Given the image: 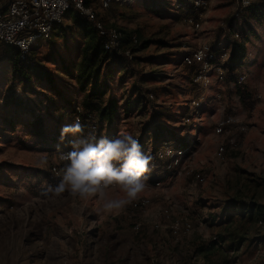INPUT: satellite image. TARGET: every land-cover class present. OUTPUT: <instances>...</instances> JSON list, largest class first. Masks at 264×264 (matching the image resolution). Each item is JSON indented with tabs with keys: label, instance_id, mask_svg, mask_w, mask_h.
I'll list each match as a JSON object with an SVG mask.
<instances>
[{
	"label": "rangeland",
	"instance_id": "rangeland-1",
	"mask_svg": "<svg viewBox=\"0 0 264 264\" xmlns=\"http://www.w3.org/2000/svg\"><path fill=\"white\" fill-rule=\"evenodd\" d=\"M177 5L176 0H122L109 9L95 7L107 27L121 28L124 39H138L124 42L133 57L107 80L120 110L112 125L103 124L104 136L113 139L126 132L139 137L146 129L164 127L169 143L189 142L178 171L148 173L146 190L118 214L99 211L97 199L82 201L67 193L50 199L44 191L60 142H53L52 149L37 145L18 125L0 138V264H264V215L257 223L225 216L234 204L264 205V22H256L240 0H213L197 30L185 22L189 14ZM73 19L68 11L52 37L34 45L30 59L55 73L74 107L82 93L60 72L61 59H77L84 40ZM245 19L256 31L246 42L247 76L241 84L251 97L243 100L235 82L214 78L208 87L194 83L195 68L183 64V55L204 44L229 45L230 36H241ZM14 51L13 45L4 44L0 53V108ZM16 94L45 100L23 95L19 86ZM128 98L134 103L125 111ZM63 106L61 120L52 111L50 135L75 121L68 104ZM227 113L237 115L246 131L235 148L219 157L226 134L215 135L214 126ZM144 148L151 150L152 139ZM44 156L47 167H36ZM54 181L52 186L58 183ZM117 194L123 195L109 190L110 196ZM143 198L148 205L136 207ZM176 221H189L192 229L174 235Z\"/></svg>",
	"mask_w": 264,
	"mask_h": 264
},
{
	"label": "trees",
	"instance_id": "trees-1",
	"mask_svg": "<svg viewBox=\"0 0 264 264\" xmlns=\"http://www.w3.org/2000/svg\"><path fill=\"white\" fill-rule=\"evenodd\" d=\"M176 1L178 9L181 11L186 14L194 12L192 0ZM246 9L256 22L260 24L264 22V0H256ZM69 12L71 17L74 15V24L78 27L76 33H81L84 40L77 59L70 61L61 59L60 72L65 73L74 81L82 93V101L74 107L72 106L73 101L63 96V90L57 82L55 73L41 62L30 59L33 49L26 54L24 59L21 58L16 49L10 59L12 71L8 78V92L1 99L3 107L0 108V138H6L5 132L9 130L14 132L18 125H23L26 128L25 136L34 140L35 144L52 149L53 142H60L61 151L71 150L72 138L69 135L61 140V132L50 135L47 130L48 121L55 117L52 111H57L56 119L58 120H61L65 115L63 104H68V109L70 112L73 111L74 115L77 113L76 107L78 105L81 107V112L78 115L81 123L85 125V135L92 134L97 139L102 136L105 137L102 129L103 124L108 126L113 124L120 110V104L119 99L109 92L107 80L112 76L115 69L123 68L125 63H128V58L105 50L103 39L99 37L92 24L75 10L70 9ZM250 34L256 35V31L245 19L241 36L237 38L230 36L228 45L230 56L226 64L225 80L237 83L238 92L243 100L251 97L245 86L241 85V78L245 74L243 65L247 54L246 42L249 41ZM125 41H129L131 44V39L125 38ZM146 44L147 42H144V46ZM18 86L23 95L44 96L45 100L36 102L29 96L27 100H24L21 95L16 94ZM57 98H61L63 101L59 102ZM133 103L128 98L124 104L125 111H129ZM94 124L96 127L92 128ZM163 128L155 126L151 130L146 129L138 137L143 150L145 149L144 146L148 144V140L152 139V148L146 153L157 157V152L163 143L169 141ZM188 143L180 142L179 145L189 147ZM24 145H27L26 141H24ZM154 164L155 167L149 173L154 172L155 174L160 169L163 172H168L165 160L156 158ZM47 182L52 185L56 181L48 176ZM231 210H234L233 213ZM237 215L241 219L248 217L249 221L257 223L259 218L264 215V205L248 206L238 203L230 206L227 214H225L229 220L236 219ZM220 238L226 241L225 236L221 235Z\"/></svg>",
	"mask_w": 264,
	"mask_h": 264
},
{
	"label": "built area",
	"instance_id": "built-area-1",
	"mask_svg": "<svg viewBox=\"0 0 264 264\" xmlns=\"http://www.w3.org/2000/svg\"><path fill=\"white\" fill-rule=\"evenodd\" d=\"M122 0H0V53L4 44L13 45L20 53L22 59L34 48L35 44L48 40L52 37L55 28L62 24L66 13L73 9L86 20H88L99 37L103 39L105 50L114 54L122 55L128 59L133 57V50L124 46V33L121 28L116 26L107 27L99 18L95 4L102 9H109L114 3ZM213 0H192L194 12L187 15L184 19L194 29H201L203 26V14ZM256 0H240L243 8L249 7ZM235 36H238L235 33ZM138 42L134 35L131 43ZM230 56L228 44L219 43L215 46L204 44L187 52L182 57L183 64L195 68L194 82L202 87H208L215 78L218 81H224L227 71V61ZM246 75L241 78V82ZM196 103V102H195ZM77 113L75 119L79 118L78 113L81 107H76ZM80 120V118H79ZM96 124L92 125L95 128ZM246 131V125L233 113H228L220 117L214 126V134L221 136L226 134V140L223 141L217 150L219 157H223L227 148H235L238 144L239 135ZM138 138V137H137ZM171 149L172 155H165L163 159L167 162L169 172L176 173L181 165L182 159L186 155L189 147H182L176 142L169 143L165 141L158 153H165ZM57 153V163L51 167L50 178L59 180L56 175L61 161ZM158 159H160L157 156ZM199 182L204 181V176L198 175ZM157 185L161 182L157 181ZM149 199L143 198L135 204L136 207L148 205ZM192 229L189 221H176L172 225V233L178 235L188 232Z\"/></svg>",
	"mask_w": 264,
	"mask_h": 264
},
{
	"label": "clouds",
	"instance_id": "clouds-1",
	"mask_svg": "<svg viewBox=\"0 0 264 264\" xmlns=\"http://www.w3.org/2000/svg\"><path fill=\"white\" fill-rule=\"evenodd\" d=\"M68 135L75 137L71 150L60 154L58 183L47 185L45 196L52 199L67 193L82 201L97 199L99 211L106 214H118L140 198L148 187L147 174L155 167L157 157L146 153L136 136L121 132L113 139H97L95 135H85V125L79 118L62 127L61 140ZM165 155L171 156L172 150L157 154L160 159ZM47 165L44 156L36 167ZM110 189H118L123 195L110 196Z\"/></svg>",
	"mask_w": 264,
	"mask_h": 264
},
{
	"label": "crops",
	"instance_id": "crops-1",
	"mask_svg": "<svg viewBox=\"0 0 264 264\" xmlns=\"http://www.w3.org/2000/svg\"><path fill=\"white\" fill-rule=\"evenodd\" d=\"M245 75L247 76V73L245 72ZM228 114V113H227Z\"/></svg>",
	"mask_w": 264,
	"mask_h": 264
}]
</instances>
